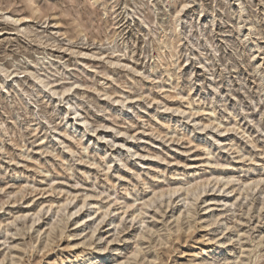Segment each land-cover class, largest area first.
Returning <instances> with one entry per match:
<instances>
[{
  "label": "rangeland",
  "instance_id": "1",
  "mask_svg": "<svg viewBox=\"0 0 264 264\" xmlns=\"http://www.w3.org/2000/svg\"><path fill=\"white\" fill-rule=\"evenodd\" d=\"M261 78L264 0H0V264H264Z\"/></svg>",
  "mask_w": 264,
  "mask_h": 264
},
{
  "label": "bare ground",
  "instance_id": "2",
  "mask_svg": "<svg viewBox=\"0 0 264 264\" xmlns=\"http://www.w3.org/2000/svg\"><path fill=\"white\" fill-rule=\"evenodd\" d=\"M261 79H264V78H261ZM41 85H42V87L43 86H45V84H43V83H41ZM83 123H85V122H83ZM203 188H204V185H202V184H197L196 186H194L193 187V189L192 190H188L187 191V195L189 196V195H193V196H198L199 194H200V192L203 190ZM177 190H173V191H171V194H173L174 192H176ZM200 196V195H199ZM191 197V196H190ZM196 198V197H195ZM192 199H194V198H192ZM194 201V200H193ZM83 204H85V202L83 203ZM78 214H80V209H76V210H74L73 212H67V209H65L64 210V214H62L63 215V221H65V222H70V220L74 217V216H76V215H78ZM79 216V215H78ZM82 220L83 219H80V217H79V219H78V221H77V227H80V224L82 223ZM60 222V225H61V221H59ZM58 225H59V223H57ZM53 233V232H52ZM92 235H94V231H92ZM224 243L225 242H222V241H218V244H219V246H221V247H223L224 246ZM70 262V259H64L63 261H62V264H68ZM59 264V263H58ZM210 264H215L214 262H211Z\"/></svg>",
  "mask_w": 264,
  "mask_h": 264
}]
</instances>
